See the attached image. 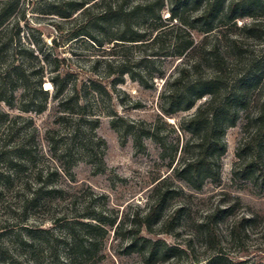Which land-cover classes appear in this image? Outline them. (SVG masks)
<instances>
[{
  "label": "trees",
  "instance_id": "trees-1",
  "mask_svg": "<svg viewBox=\"0 0 264 264\" xmlns=\"http://www.w3.org/2000/svg\"><path fill=\"white\" fill-rule=\"evenodd\" d=\"M19 1L0 0L4 66L0 103L10 109L17 103L19 113L36 115L54 104L59 129L45 134L50 158L59 166L33 169L38 162L33 120L0 112V163L5 168L0 172V191L11 190L18 182L22 194L18 212L1 221L0 264H100L110 235L121 245V254H138L143 264H264V260H240L223 247L224 239L227 244L240 243L259 216L233 221L225 236L217 233L218 224L239 210V198L226 195L200 220L191 217L186 203L190 192L220 183L224 135L238 124L231 180L264 192V56L246 59L244 49L245 40L264 38V1H53L46 5L45 15L59 20L52 25L54 30L61 32L64 22L72 25L65 44L80 43L104 54L91 58V77L80 85L73 73L62 71L68 66L55 53L60 47L57 41L51 47L43 45L45 50L39 45L22 48L13 41L10 31L20 19L12 28L7 22L15 18ZM163 10L167 17L162 16ZM246 19L249 23L238 24ZM193 32L202 35L200 42L194 41ZM136 49L141 50L139 55ZM31 59L37 61L36 67L26 65ZM168 62L173 64L170 72L163 66ZM125 77L144 90H155L156 83L162 82L158 115L154 122L134 121L116 116L108 107L111 128L122 145L130 136L136 153L146 151L145 141H152L167 172L154 180L143 209L121 213L111 207L106 195L89 187L68 191L56 183L59 179L73 182L72 169L79 161L90 164L94 173L105 168V142L95 133L103 114L100 105L109 104L112 94L118 98L117 87ZM131 106L139 108L138 103ZM194 108L177 126L164 120ZM164 126L176 141H167L161 134ZM173 200L179 205L168 209ZM34 215L42 216L38 225L30 223ZM180 227H190L192 236L175 245L141 235L144 231L179 238ZM199 240L203 251L195 249Z\"/></svg>",
  "mask_w": 264,
  "mask_h": 264
},
{
  "label": "rangeland",
  "instance_id": "rangeland-1",
  "mask_svg": "<svg viewBox=\"0 0 264 264\" xmlns=\"http://www.w3.org/2000/svg\"><path fill=\"white\" fill-rule=\"evenodd\" d=\"M53 1L56 0H20L13 14L15 18H11L7 22L9 23L8 27L12 28L15 19L17 17L20 19L18 27L10 31V36L22 48L28 47L31 49H33V46L37 48V45H39V47L45 50L43 45L51 47L53 40L57 41L56 43L60 47L55 50V53L59 57L67 60L66 67L68 66V69L65 68L62 71L66 72L67 70L73 73L78 79V85H80L87 78L91 77L88 73V65L91 58L100 57L99 55L104 54L99 51H93L80 43L70 46L65 44L67 33L72 25L70 22H64L61 32L57 33L54 30L52 25L58 23L59 20L45 15V11L48 9L46 5ZM187 15L189 16V14ZM162 16H168L166 10L162 11ZM261 16L258 17L262 18ZM262 20L264 22V18ZM249 21L248 19L238 21V24L249 23ZM192 37L197 43L202 39V35L196 32L192 33ZM245 46L246 59H260L264 56V38L261 41L245 40ZM134 53L139 55L141 50L136 49ZM13 60L8 59V61ZM21 60L19 59L18 61L20 62ZM1 63L0 61V73L4 67ZM26 65L36 67L37 61L31 59ZM172 65L171 62H168L163 66L170 72L173 69ZM45 73L47 76L50 75L48 69ZM161 84L162 82L158 81L155 90H144L138 84L130 81L128 77H125L123 84L117 87L118 91H120L118 98L112 94V101L109 104L106 102L100 105V110L103 114L100 115L99 126L95 133L105 142V168L100 173H94V168L90 164L79 161L72 169L73 182H69L66 179H59L56 186L68 191H77L89 187L96 194L106 195L111 207L119 210L121 213L135 210L137 207L143 209L146 205V200L150 196L154 180L167 172L163 166V162L160 160V150L152 141L146 140V151L136 153L130 136L125 139V143L122 145L120 135L111 128L113 118L106 116V114L108 113V107H110V111L120 118L154 122L158 115V94ZM45 86L47 89H50L48 83ZM15 95L17 100L20 91ZM120 101L122 102L120 103ZM136 103L139 104V108L133 109L131 105ZM194 110L195 108L189 113H180L173 117H165L164 120L169 125L177 126L183 117L191 114ZM0 112L8 113L13 117L20 115L33 120L38 130L37 145L35 146L36 150L34 152L38 162L33 169L45 171L46 169L55 167L56 164L59 166V163L54 164V161L50 158L48 139L45 134L47 131L59 129L58 124L55 123L56 110L54 109L53 103H50L47 111L40 115L19 113L17 103L12 109L0 103ZM161 134L166 137L167 141H176L175 134L170 132L168 126L161 128ZM239 138V124L226 131L224 135L226 154L221 160L220 183H207L199 193L186 190L187 193L190 192L192 194L190 199H186L187 208L194 220H200L211 209L216 207L220 201L225 200L226 195L239 198V210L236 211L235 216L226 218L218 224L217 233L225 236L228 226L233 221L243 217L250 218L255 215L259 216L260 220L256 224L246 228L243 240L240 243L235 245L227 244L224 239L223 247L228 253L240 256V260L247 258L264 260V192L254 189L249 184L231 180V168L235 160L234 151ZM0 172H5V168L1 163ZM0 186L2 187L1 183ZM12 186L13 188L9 191L3 193L0 191V226L2 225L1 221L5 219L9 221L10 218L7 217L14 215L13 211L17 213L20 207L19 201L22 194L18 193V189L21 185L16 182ZM232 203L233 201H230V204ZM178 205V201L173 200L170 202L168 209H174ZM41 220L42 216L34 215L30 218V223L32 225H38ZM45 226L47 227L49 225L46 224ZM191 227L193 230L195 229L194 226ZM177 233L179 234V238L165 234L152 236L144 231L141 235L151 239L165 241L169 245L182 243L192 236L190 227H180ZM121 249L119 242L114 240L113 236L110 235L104 250L105 259L100 264H143L140 255H123L120 252ZM195 249L203 251V245L200 240L199 242H195Z\"/></svg>",
  "mask_w": 264,
  "mask_h": 264
}]
</instances>
